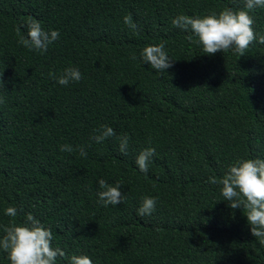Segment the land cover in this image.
I'll return each mask as SVG.
<instances>
[{
  "label": "trees",
  "instance_id": "obj_1",
  "mask_svg": "<svg viewBox=\"0 0 264 264\" xmlns=\"http://www.w3.org/2000/svg\"><path fill=\"white\" fill-rule=\"evenodd\" d=\"M225 8L244 9V0H0V238L30 213L65 252L56 264H264L246 210L209 182L238 160H264V8L249 12L257 40L243 56L207 55L172 25ZM30 20L60 33L43 54L18 43ZM160 43L172 60L165 72L139 58ZM69 67L79 82L49 77ZM104 125L116 135L95 143ZM149 147L145 174L135 161ZM101 179L122 182L120 204L98 203ZM145 197L156 198L155 211L140 216ZM0 264H10L2 250Z\"/></svg>",
  "mask_w": 264,
  "mask_h": 264
},
{
  "label": "clouds",
  "instance_id": "obj_2",
  "mask_svg": "<svg viewBox=\"0 0 264 264\" xmlns=\"http://www.w3.org/2000/svg\"><path fill=\"white\" fill-rule=\"evenodd\" d=\"M257 7L264 8V0H244V9L238 11L225 8L218 14L213 12L195 18L179 15L172 20V25L197 36V43L202 45V50L207 55L232 50L239 56H243L250 44L257 40L252 27L254 20L249 15V12ZM123 22L134 34H138V25L132 21L131 16H125ZM27 28V37H21L18 43L31 51L43 54L60 38L57 30L45 31L39 21L30 20ZM188 38L192 39L191 36ZM258 42L264 44V35L258 38ZM139 58L143 64L147 63L158 72H165L166 69L172 67V60L165 51L164 43L146 46ZM131 59L136 60V55L133 54ZM0 77H2V72H0ZM49 77L56 80L58 84L67 86L70 82H79L82 74L77 68L69 67L59 77L51 72ZM0 88H3L2 79H0ZM4 103L3 97H0V105ZM115 135L111 127L104 125L99 130V134L92 137V140L95 143H103L106 138ZM118 139L120 141L119 151L122 155H127L128 135L124 134ZM60 150L71 153L73 148L69 145H62ZM78 151L82 157L87 156L84 147H80ZM155 155V149L151 147L143 149L137 155L135 163L142 173L146 174L149 171L150 162ZM209 182L222 185L221 195L224 200L228 201L230 208L246 210L251 234L259 238V243L264 245V160H238L229 166L221 179L211 177ZM98 183L102 189L97 192L98 203L107 207L122 202L124 199L120 191L122 182H117L116 186H110L101 179ZM155 206L156 198L145 197L138 209V214L140 216L151 215L155 211ZM5 214L9 217H16L17 209L8 207ZM3 232L4 235L0 238V250L7 253L10 264H56L57 257H65L63 250L52 246L51 229L44 227L30 213L23 224L10 221L8 226L3 227ZM70 264H92V261L87 256H72Z\"/></svg>",
  "mask_w": 264,
  "mask_h": 264
}]
</instances>
